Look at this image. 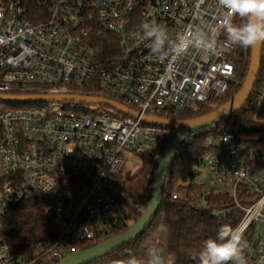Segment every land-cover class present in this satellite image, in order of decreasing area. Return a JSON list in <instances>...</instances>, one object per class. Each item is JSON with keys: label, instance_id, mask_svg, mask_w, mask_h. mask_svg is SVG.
I'll list each match as a JSON object with an SVG mask.
<instances>
[{"label": "built area", "instance_id": "2783aa9c", "mask_svg": "<svg viewBox=\"0 0 264 264\" xmlns=\"http://www.w3.org/2000/svg\"><path fill=\"white\" fill-rule=\"evenodd\" d=\"M37 1L41 8L34 21L21 0H0V95L85 96L87 88L99 89L85 97L113 100L140 116L113 108L123 116L45 106L60 101L8 102L19 107L0 108V264H59L81 246L131 228L142 207L119 183L126 160L133 153L160 160L171 138L169 128L143 116L216 108L232 85H239V62L251 60L248 48L242 52L228 41L223 26L229 21L217 0ZM151 22L166 33L156 54L155 37L141 28ZM189 33L204 43L174 56L173 48ZM209 42L214 52L205 50ZM202 132L187 139L178 157ZM207 134L206 153L188 177L204 188V199L224 195L234 201L243 212L237 228L248 241L246 264H264V153L233 134ZM169 194L166 187L165 198ZM34 195L49 199L58 239L28 258L5 240L2 221L13 200ZM171 199L186 198L171 192ZM229 214L211 212L218 219ZM151 250L167 264L159 240Z\"/></svg>", "mask_w": 264, "mask_h": 264}, {"label": "trees", "instance_id": "16d2710c", "mask_svg": "<svg viewBox=\"0 0 264 264\" xmlns=\"http://www.w3.org/2000/svg\"><path fill=\"white\" fill-rule=\"evenodd\" d=\"M22 3L30 9L32 17L35 20L37 11L41 5L37 0H21ZM234 23L242 24L243 21L237 18ZM107 44H102V48ZM243 52L244 47H241ZM251 57L252 47L248 48ZM250 61L245 63L240 61L238 64L239 85L233 84L229 92L222 98L216 108H201L198 111L185 112L181 114H169L158 112L156 115L160 118L171 120H193L210 114L219 109L241 90L243 83L249 73ZM99 89L90 90L87 88L82 92L85 96L97 95ZM220 130L222 133L233 134L236 140L242 144H248L259 148L264 153V46L262 53V66L258 80L249 102L236 113L233 117L227 118L220 124L203 130V134L196 137L193 145L185 151L183 155L173 160L167 178L166 187L170 194L165 198L157 214L153 217L144 233L137 240L116 249L111 254L90 264H117V262L127 261L135 256L146 264L148 252L159 238L162 229L167 230V239L164 252L167 264H198L197 259L205 240L216 238L219 228L222 225H229L237 228L243 212L235 208L234 201L224 195L207 196L204 199V188L185 176L187 167L192 162H199L200 157L206 153L205 147L208 142L207 132ZM171 137L174 130L170 129ZM3 138L2 128L0 126V142ZM171 139V138H170ZM169 139V140H170ZM156 175L153 179L155 182ZM154 182L152 183V191ZM171 192L180 193L186 199L184 201H175L171 199ZM134 201L140 205L143 210L136 214L135 223L138 222L148 204ZM129 197V195H128ZM130 198V197H129ZM206 204L198 205V201ZM50 207L48 198L42 195H34L27 200H13L10 204L8 214L2 221V235L13 251L25 255L28 258L35 256L45 245L54 244L58 239V230L53 225L47 210ZM227 209L230 214L227 218L218 219L211 215L212 210ZM130 228H125L116 232L112 236H104L99 239L81 246V251L89 250L107 240L119 236Z\"/></svg>", "mask_w": 264, "mask_h": 264}, {"label": "water", "instance_id": "95a60500", "mask_svg": "<svg viewBox=\"0 0 264 264\" xmlns=\"http://www.w3.org/2000/svg\"><path fill=\"white\" fill-rule=\"evenodd\" d=\"M263 46L264 43L252 47L249 73L242 85L241 90L232 98L230 102L220 107L219 109L211 112L206 116L186 121L171 120L156 116H143L144 120L150 124L173 129L175 131L171 139L167 143L165 151L160 159L151 200L148 204L147 209L143 213L141 219L125 233L113 237L89 250L81 251L59 264H90L106 257L116 249H119L124 245L137 240L138 237L144 233L145 229L148 227L153 217L157 214L160 206L165 200V188L170 168L172 166L173 160L178 158V152L187 141V139L194 134L206 130L207 128H211L217 124H220L227 118L233 117L249 102L260 74L262 66ZM49 101L79 102L105 105L130 116H140L138 112L130 110L126 106L105 98L85 97L77 95L16 98L0 95V102L28 103Z\"/></svg>", "mask_w": 264, "mask_h": 264}, {"label": "clouds", "instance_id": "9594fccd", "mask_svg": "<svg viewBox=\"0 0 264 264\" xmlns=\"http://www.w3.org/2000/svg\"><path fill=\"white\" fill-rule=\"evenodd\" d=\"M217 4L221 9L226 10L229 23L224 24L223 27L230 43L244 48L264 43V0H217ZM236 17L243 23H233ZM141 28L147 37H155V45L151 47V51L154 54L159 53L164 45L163 36L166 35L163 27L157 23L153 25L151 22L143 23ZM203 43L189 33L175 45L173 55L182 56L192 46L200 47ZM204 48L207 51L216 50L212 42L204 44ZM165 58L168 57H163ZM247 247L248 241L244 238L241 229L222 225L216 238L205 240L198 257L193 259H197L198 264H246ZM117 264H142V261L132 256L127 261ZM146 264H160V256L155 250H149Z\"/></svg>", "mask_w": 264, "mask_h": 264}, {"label": "rangeland", "instance_id": "374dc122", "mask_svg": "<svg viewBox=\"0 0 264 264\" xmlns=\"http://www.w3.org/2000/svg\"><path fill=\"white\" fill-rule=\"evenodd\" d=\"M21 106V104H20ZM45 106L51 111L58 108L70 107V108H88L92 110L103 109L110 113L116 114L117 117L123 116L117 111L107 106H99L94 104H84L79 102H49ZM19 107L16 103H0L2 110H9ZM160 160L153 158L149 155L143 154H130L126 160L124 170L119 178V183L125 192L129 195L132 201L137 200L143 204H146L151 196L153 179L157 173ZM198 170L196 162H192L185 171V176H189ZM143 210V208H142ZM133 226V223H132ZM167 239V230L162 229L159 234L158 240L162 244V252L165 256L164 245ZM81 252L79 249L77 253Z\"/></svg>", "mask_w": 264, "mask_h": 264}]
</instances>
